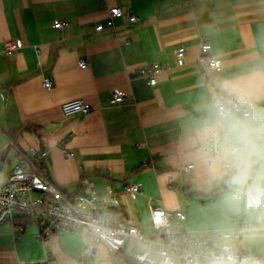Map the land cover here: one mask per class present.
Wrapping results in <instances>:
<instances>
[{"label":"crops","instance_id":"0c3cea01","mask_svg":"<svg viewBox=\"0 0 264 264\" xmlns=\"http://www.w3.org/2000/svg\"><path fill=\"white\" fill-rule=\"evenodd\" d=\"M112 7L122 15L113 28L96 31ZM55 19L68 25L56 29ZM202 37L221 66L206 79L196 64ZM9 39L22 46L5 53ZM180 46L183 66L174 57ZM151 64L164 66L154 85L136 76ZM47 77L50 89L42 85ZM225 81L237 91H222ZM113 89L125 95L116 104L109 103ZM225 97L250 116H218L215 102ZM75 98L91 110L64 115L61 104ZM16 130L22 131L10 138ZM213 136L245 147L243 162H226ZM4 139L17 145L11 154ZM30 147L46 151V174L67 194L83 193V176L97 192L140 182L133 200L121 192L120 207L144 233L149 204L183 212V228L196 235L219 233L216 246L221 234L244 224L232 243L264 262V0H0L1 182L16 166L36 163ZM188 163L190 173H180ZM241 173L246 178L236 183ZM249 193L260 196L256 205L247 204ZM22 224L18 235L0 224V264H135L103 244L83 258L89 231L40 240L29 219Z\"/></svg>","mask_w":264,"mask_h":264},{"label":"built area","instance_id":"2783aa9c","mask_svg":"<svg viewBox=\"0 0 264 264\" xmlns=\"http://www.w3.org/2000/svg\"><path fill=\"white\" fill-rule=\"evenodd\" d=\"M108 11V18L95 26L96 31L113 28V19L122 15L120 7H112ZM129 20L135 22L137 17L131 15ZM67 25V22L58 19L52 22L56 29ZM21 46L19 39H9L3 44L5 53H11ZM198 50L196 64L204 79L210 71H221L217 58L210 53L211 45L205 37L201 38ZM185 54L183 46L174 51L178 66L184 65ZM78 66L84 68L85 60H80ZM163 69L161 64H151L140 67L136 76L144 77L149 85H154L155 75ZM42 85L50 89L52 78H45ZM124 96L123 92L113 89L109 103H119ZM218 101L226 104L233 115L243 118L250 116L246 106L229 97L216 100L217 114ZM90 110V104L80 98L66 100L61 104L64 115L86 114ZM240 148L244 152L245 147ZM29 150L36 157V163L29 162L28 169L16 166L7 175L6 181H0V224L10 225L16 235L24 228L22 220L27 218L36 227V238L40 240L51 234L91 232L92 240L82 250V256L86 259L97 252V245L103 244L109 254L120 255L135 264H264L253 253L238 250L232 243L241 235L244 224L236 225L230 232L221 234V243L216 246L215 239L220 236L219 233L203 231L196 235L183 228L186 218L183 212L149 204L150 230L144 233L140 226L128 221L120 207L121 192L133 200L142 193L140 182L129 183L120 192L111 185L97 192L88 178L83 176L78 181L83 193L67 194L46 174V151L42 149L37 152L34 147ZM63 151L66 156L72 155L65 149ZM149 164L153 166L152 162L143 165ZM193 167L192 163L184 164L179 171L182 174L190 173ZM259 201L258 194L247 195L248 205H256ZM131 241L134 244L127 253Z\"/></svg>","mask_w":264,"mask_h":264},{"label":"clouds","instance_id":"9594fccd","mask_svg":"<svg viewBox=\"0 0 264 264\" xmlns=\"http://www.w3.org/2000/svg\"><path fill=\"white\" fill-rule=\"evenodd\" d=\"M220 88L222 91H227L229 93H233L237 91V86L230 82H222L220 85ZM217 109L218 114L222 119H234L233 114L231 111L228 110L226 104H222L219 101L217 102ZM213 140L218 145V151L224 158V160L227 162L229 158L233 161L237 162H243V150L236 146V145H229L226 143L227 137L224 138V140H216L215 136H213ZM245 174L241 173L234 177V181L236 183H242L245 179Z\"/></svg>","mask_w":264,"mask_h":264},{"label":"trees","instance_id":"16d2710c","mask_svg":"<svg viewBox=\"0 0 264 264\" xmlns=\"http://www.w3.org/2000/svg\"><path fill=\"white\" fill-rule=\"evenodd\" d=\"M34 129L35 128H33L32 126H23V129L22 130H26V131H34ZM22 130H16V131H14V132H11L10 134H9V137L11 138V137H13V136H15L14 134H20L21 133V131ZM14 133V134H13ZM62 190V189H61ZM63 191V190H62ZM64 192V191H63Z\"/></svg>","mask_w":264,"mask_h":264},{"label":"rangeland","instance_id":"374dc122","mask_svg":"<svg viewBox=\"0 0 264 264\" xmlns=\"http://www.w3.org/2000/svg\"><path fill=\"white\" fill-rule=\"evenodd\" d=\"M2 135V134H1ZM3 136V135H2ZM6 144L7 146H9V152H10V154H11V152H14V148H16V144L14 143V142H9L7 139H4L3 140V142H2V144ZM12 143V144H11ZM38 195V194H37Z\"/></svg>","mask_w":264,"mask_h":264},{"label":"water","instance_id":"95a60500","mask_svg":"<svg viewBox=\"0 0 264 264\" xmlns=\"http://www.w3.org/2000/svg\"><path fill=\"white\" fill-rule=\"evenodd\" d=\"M133 241H131V242H129V246H128V248L126 249V252L127 253H129L130 251H131V249H132V247H133Z\"/></svg>","mask_w":264,"mask_h":264}]
</instances>
